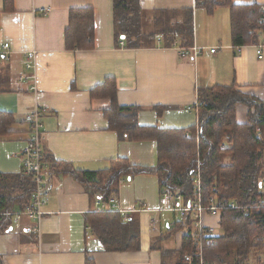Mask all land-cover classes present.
I'll return each mask as SVG.
<instances>
[{
	"label": "crops",
	"instance_id": "1",
	"mask_svg": "<svg viewBox=\"0 0 264 264\" xmlns=\"http://www.w3.org/2000/svg\"><path fill=\"white\" fill-rule=\"evenodd\" d=\"M140 6L149 14L152 32L162 28L155 19L171 17L168 25L174 27L190 9L191 43L182 46L181 35L172 33L171 44L165 45L160 33L150 47L126 46L115 35L112 0H0V44H9L0 59V111L14 120L12 132L0 137V174L21 172L32 132L25 117L39 106L45 109L40 148L48 193L36 232L26 214L15 216L25 208L0 212L7 216L6 229L0 230L2 264H85L86 259L94 264H200L198 258L189 259L193 248L180 256L186 228L169 230L182 219L172 210L175 202L161 193L157 176L140 173L121 180L107 202L95 194L98 183L84 179L82 173L104 171L116 157L143 167L158 161L156 141L120 137L103 115L109 100L92 98L90 92L112 77L118 104L139 107L140 126L185 129L198 126L197 107L205 89L233 86L245 99L236 106V120L246 123L250 105H264V54L259 59L255 52L264 30V0H227L211 11L196 0H140ZM85 7L94 11L93 45L67 49L69 10ZM251 22L259 29L256 42L249 38ZM234 24L244 37L242 44L234 42ZM193 45L201 48L197 56L180 53ZM100 210L137 221V249L105 248L87 223ZM183 221H189L195 243L191 214ZM215 221L205 217L208 225ZM246 264H264V250Z\"/></svg>",
	"mask_w": 264,
	"mask_h": 264
},
{
	"label": "trees",
	"instance_id": "2",
	"mask_svg": "<svg viewBox=\"0 0 264 264\" xmlns=\"http://www.w3.org/2000/svg\"><path fill=\"white\" fill-rule=\"evenodd\" d=\"M7 0H5L6 2ZM227 0H196L211 11ZM113 20L116 38L126 41L130 48L150 47L157 34L163 36L165 45L169 34L179 33L182 46L191 43L192 11L184 10L185 19L180 25L169 27L171 17H160L155 22L162 26L160 31H150L149 14L140 6V0H112ZM259 10V8H258ZM168 15V13H164ZM264 15V12H262ZM259 10L258 23L260 25ZM170 16V15H169ZM156 18V17H155ZM254 21V20H252ZM256 24V21H254ZM248 23L250 40L256 42L258 27ZM262 24V23H261ZM238 25V24H237ZM235 27L234 42L244 43L241 32ZM263 25V24H262ZM241 26V25H240ZM256 26V25H255ZM255 28V29H254ZM259 30V29H258ZM94 32V11L92 8H72L64 31L67 49L92 47ZM92 98H105L109 105L103 110L108 127L120 137L128 140H154L157 143L158 161L153 167L132 165L125 158L116 157L104 171L84 172L89 183H98L95 194L107 202L115 196L121 180L135 174H154L159 188L172 194H180L183 200L193 197V171L199 163L201 170V193L204 204L210 198L236 201L238 208L228 204L220 210L218 233L202 239L204 264H246L251 255L264 250V105H250L248 120H236L237 104L244 98L233 86H217L201 93L197 107L198 135L196 126L182 129H162L155 126H140L137 121L139 107L122 106L117 102V86L114 78L107 77L103 83L90 92ZM11 113L0 111V137L11 133ZM46 160L50 161L48 158ZM44 161V159H43ZM32 175L22 170L17 174H0V212L23 209L30 202L34 191ZM134 218L124 219L114 211L89 215L87 223L91 232L108 249L128 250L138 248V224ZM7 216H0V230L6 229ZM189 221L178 220L169 230H182L180 256L189 252L194 243ZM196 259V258H195ZM0 264H2L0 258ZM85 264H94L86 259ZM193 264H198L197 262Z\"/></svg>",
	"mask_w": 264,
	"mask_h": 264
},
{
	"label": "built area",
	"instance_id": "3",
	"mask_svg": "<svg viewBox=\"0 0 264 264\" xmlns=\"http://www.w3.org/2000/svg\"><path fill=\"white\" fill-rule=\"evenodd\" d=\"M264 10V8H262ZM40 10L44 11L45 8L42 7ZM264 22V18L261 19ZM260 39L259 43L256 45L255 52L257 58L261 59L264 54V30H260ZM120 44H123L120 41ZM9 49L8 43L0 44V59L4 58V54L7 53ZM216 51L215 48H211L210 52L214 53ZM180 53L183 55L193 54V56H197L201 53V48L193 45L188 49H181ZM31 57H35V55H31ZM32 64L27 63L26 67L30 68ZM34 66V63H33ZM34 92L36 91L35 86H32ZM45 113V109L39 106H35L34 111L25 117V121L31 125V135L28 142V145L24 151V156L22 160V171L25 174L32 175L34 181V191L32 193L30 202L25 207L23 211H19L16 215L26 214L31 221L34 223V231H38V224L42 215L44 214L43 206L48 200V193L45 189L43 183V162H42V153L40 148V136H41V119L42 115ZM194 180V193L191 199L183 200L180 194H172L170 191H164L165 199H172L175 202L174 208L172 210L178 213L180 219L184 220L188 213L191 214L192 221L191 226L195 230V236L197 237V241L193 245V250L189 255V259L198 258L200 264H204L202 259V239L206 236H209L215 232L217 226H219L220 221V210L222 207L227 204L235 209L238 208L236 201H225L219 200L216 198H210L207 204H204V198L201 193V174H200V166L199 163L197 168L193 171ZM115 201L111 199V202ZM114 210V209H113ZM10 214V213H5ZM213 217L216 218L214 224H206L205 217ZM217 222V223H216ZM218 228V227H217Z\"/></svg>",
	"mask_w": 264,
	"mask_h": 264
},
{
	"label": "rangeland",
	"instance_id": "4",
	"mask_svg": "<svg viewBox=\"0 0 264 264\" xmlns=\"http://www.w3.org/2000/svg\"><path fill=\"white\" fill-rule=\"evenodd\" d=\"M193 176V175H192ZM264 189V188H263Z\"/></svg>",
	"mask_w": 264,
	"mask_h": 264
}]
</instances>
